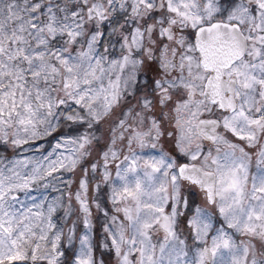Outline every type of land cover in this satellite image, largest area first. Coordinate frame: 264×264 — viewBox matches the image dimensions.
<instances>
[{
    "label": "snow or ice",
    "instance_id": "snow-or-ice-1",
    "mask_svg": "<svg viewBox=\"0 0 264 264\" xmlns=\"http://www.w3.org/2000/svg\"><path fill=\"white\" fill-rule=\"evenodd\" d=\"M0 264H264V0H0Z\"/></svg>",
    "mask_w": 264,
    "mask_h": 264
},
{
    "label": "rangeland",
    "instance_id": "rangeland-1",
    "mask_svg": "<svg viewBox=\"0 0 264 264\" xmlns=\"http://www.w3.org/2000/svg\"><path fill=\"white\" fill-rule=\"evenodd\" d=\"M55 136H59V133H56L54 134ZM38 144H44V146L47 148L49 147L50 144H54L55 143V139L54 137H48L46 140H43V141H39L37 142ZM28 155H32V154H39L38 152L37 153H32V152H29L27 153ZM97 229H99V224H97ZM110 259V258H108Z\"/></svg>",
    "mask_w": 264,
    "mask_h": 264
}]
</instances>
